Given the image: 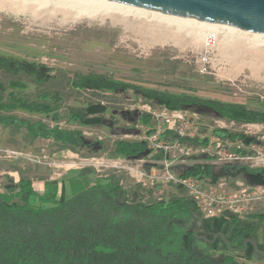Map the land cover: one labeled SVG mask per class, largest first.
<instances>
[{"label":"rangeland","instance_id":"obj_1","mask_svg":"<svg viewBox=\"0 0 264 264\" xmlns=\"http://www.w3.org/2000/svg\"><path fill=\"white\" fill-rule=\"evenodd\" d=\"M6 6L0 5V53L47 65L53 69L55 78L42 86L30 76H13L0 70V80L22 79L28 84L25 92L31 98L47 88L61 89L65 96L62 112L70 107L85 106L89 124L81 126L68 123L65 119L58 124L62 128L83 131L86 139L94 144L88 148H68L53 139L33 140L25 131L0 124V192L5 199H17L19 195L14 194L15 189H7L6 193L3 182L14 184L16 179L19 184L21 178H53L65 171L66 177L59 178L62 188L58 196L61 200L72 193L68 178L81 169L92 181L96 178L103 182L119 181L130 193L133 185L147 182L146 173L152 167L163 169L160 165L164 161L171 163L169 170L175 175H181L195 163L206 161L207 155L215 157L211 163L216 169L229 161L252 167L264 166V149L258 144L243 147L232 141L221 142L211 134L214 128L220 127L263 139L264 124L229 121L207 109L184 110V113L186 131L192 137L210 139L209 146L182 143V149L173 148L163 153L162 159H156L151 151L142 155L140 158L143 160L139 161L140 158L127 161L123 157L113 158L111 154L117 139L143 140L147 133L148 127L137 122L134 113L148 111L149 105L159 107L161 103L149 101L131 90L125 94H94L91 90L74 89L66 83L67 77H74L77 72H100L145 87L264 107V37H257L251 32L240 35L231 31V34L226 29L218 28L214 30L217 41L208 45L206 34L212 30L203 29L201 33L197 23L187 25L186 22L183 24L171 17L155 16L151 12L109 11L100 13L98 17L73 19L64 17L62 12L49 17L48 13L40 11L41 16H37L28 7L20 11L17 6L14 10ZM223 37H227L226 41L231 39L230 43H225ZM255 53L261 57H256ZM204 58L205 62L201 61ZM15 113L56 125L49 115L25 111ZM100 122H103L102 125L97 127L90 125ZM97 141L103 145L100 146ZM236 147L251 150V153L244 156L235 151ZM189 148H198L200 152L190 155ZM71 152L75 156L73 159L68 157ZM230 155H233L232 158H229ZM103 157L111 161L108 167L101 164L104 163L101 160ZM10 169L17 170L18 174L9 176L7 173ZM226 181V190L232 193L249 185H257L261 180L246 175L236 181ZM148 187V191L142 193L145 201L168 199L180 194V187L173 182L165 186L157 182ZM24 202L40 205L31 196ZM249 214H257L264 219V208L257 206L241 216ZM259 218H250V221L257 222L255 239L263 247L264 224L260 226ZM262 257L254 260L238 257L237 261L241 264H264Z\"/></svg>","mask_w":264,"mask_h":264},{"label":"trees","instance_id":"obj_2","mask_svg":"<svg viewBox=\"0 0 264 264\" xmlns=\"http://www.w3.org/2000/svg\"><path fill=\"white\" fill-rule=\"evenodd\" d=\"M0 70L13 76H30L42 86L55 78L53 69L47 65L1 53ZM66 83L94 94H125L131 90L172 110L207 109L229 121L264 124L263 105L145 87L100 72H77L74 77H67ZM27 89L28 84L22 79L0 80L2 126L25 131L33 140L53 139L68 148H88L94 144L86 139L83 131L58 124L65 119L68 123L88 125L85 106L62 112L65 96L61 89L47 88L33 98L25 92ZM16 111L49 115L56 125L21 117ZM134 114L137 122L149 127L147 132L151 133L155 124L152 115L146 111ZM102 123L90 125L97 127ZM211 134L221 142H239L243 147L258 144L264 149V138L255 135L220 127L214 128ZM162 138L204 147L210 143L208 138L180 136L172 130L164 131ZM96 143L103 145L101 141ZM150 151L146 140L117 139L111 156L133 159ZM235 151L244 156L251 153L242 147H236ZM162 155L159 152L153 156L162 159ZM214 158L207 155L206 161L193 164L181 178L217 184L222 178L236 181L247 175L259 177V184H264V166L229 161L216 169L211 163ZM81 170L68 178L72 193L65 200L58 196L57 181L47 183L48 189L43 194H38L26 178H21L17 186L4 185V189H18L28 194L40 205L10 201L0 192V264H241L238 257L263 258L260 248L264 246L258 243L256 247L251 240L255 239L258 225L250 218H259L257 214L241 216L226 212L206 218L182 186L178 195L145 201L142 193L148 186L137 183L129 193L119 181L103 182L99 178L92 181ZM257 221L260 226L264 224L263 218Z\"/></svg>","mask_w":264,"mask_h":264},{"label":"built area","instance_id":"obj_3","mask_svg":"<svg viewBox=\"0 0 264 264\" xmlns=\"http://www.w3.org/2000/svg\"><path fill=\"white\" fill-rule=\"evenodd\" d=\"M216 41L217 34L215 32H208L206 34V42L208 45H213ZM205 60L204 58L201 61L205 62ZM148 108L146 112L152 115L155 124L152 132H147L143 136V140L147 141L148 148L151 149L152 154L156 155L159 152L166 154L173 148L182 149V143L180 141L163 140L162 135L164 131L172 130L180 136L192 137L191 133L186 131L185 111L172 110L165 104H161L159 107H151L149 105ZM149 130L150 128L148 127L147 131ZM202 151L204 152L203 149ZM188 152L190 155H195L200 150L198 148H189ZM232 156L230 155L229 158H232ZM162 165V168L165 169L164 171H162L163 169L161 171H157V169L147 171V182H143V186H153L157 182H161L164 186L168 182L182 186L187 192V195L196 202L198 208L206 218L218 216L226 212L243 215L248 210H252L257 206L264 208V184L249 185L248 187L231 193L226 190V179H223L222 182H218L217 184H209L205 180L193 178L183 179L180 175H175L169 170L170 162L164 161ZM17 183V180L14 179V184Z\"/></svg>","mask_w":264,"mask_h":264},{"label":"water","instance_id":"obj_4","mask_svg":"<svg viewBox=\"0 0 264 264\" xmlns=\"http://www.w3.org/2000/svg\"><path fill=\"white\" fill-rule=\"evenodd\" d=\"M148 11L264 33V0H108ZM257 247V240L251 239Z\"/></svg>","mask_w":264,"mask_h":264},{"label":"bare ground","instance_id":"obj_5","mask_svg":"<svg viewBox=\"0 0 264 264\" xmlns=\"http://www.w3.org/2000/svg\"><path fill=\"white\" fill-rule=\"evenodd\" d=\"M5 4L7 5L6 7L10 8L11 10H14L13 8L16 6H17V9H19V10L20 9L23 10L26 7H28V9L29 8H30V10L32 9V13L37 15V16H39V15L41 16L40 11H42L43 13H48L47 15L49 17H51L53 14H55L57 12H62L64 14V17L69 16L70 18H73V19L80 18L82 16H88V17H96L97 16L98 17V15H100V13H102V12L103 13H107L109 11L134 12V10H136L138 13H141V14L142 13L146 14V12H151V13H153L152 15H155V16L171 17V19H174L175 21L176 20L182 21V23L186 22L187 25H188V23H193V24L197 23L198 26L200 25L198 31L201 33H203L202 32L203 29L204 30L205 29L212 30L214 32V30H216L218 28L226 29V30L230 31V33H231V31L236 32L237 34L240 33V35H242V33H246L244 31H239V30H236V29H233L230 27H225V26H221V25L210 24V23L196 21V20H190V19H186V18H182V17L171 16L168 14L148 11V10H145L142 8L124 5V4H120V3L108 1V0H9V1L8 0H0L1 7H2V5H5ZM178 23H181V22H178ZM183 24H185V23H183ZM253 33L257 37H264V33H259V32H253ZM227 37H223V38H225L224 39L225 41H226ZM230 41H231V39H228L225 43L229 44ZM254 55L256 57H261L260 54L255 53ZM262 57H264L263 54H262Z\"/></svg>","mask_w":264,"mask_h":264},{"label":"crops","instance_id":"obj_6","mask_svg":"<svg viewBox=\"0 0 264 264\" xmlns=\"http://www.w3.org/2000/svg\"><path fill=\"white\" fill-rule=\"evenodd\" d=\"M68 157H70L71 159H73L75 156H74V153L73 152H71V154H70V156H68ZM134 159V158H133ZM101 160H103L104 161V163H101L102 165H106L107 167L109 166V162H111L110 160H109V158H107V157H103V159H101ZM128 159H126L125 158V161H127ZM139 160H143L142 158H140V159H138L137 161H139ZM5 168V167H4ZM152 170L153 169H157V171H161V169L160 168H157V167H152L151 168ZM150 169V170H151ZM50 172V171H49ZM67 171H65V172H62L58 177H51V178H46V179H40V178H33V177H30V178H28L30 181H31V183H32V186H33V188L35 189V191L38 193V194H43L47 189H48V187H47V183H49V182H53V181H57L58 182V195H59V190H60V187L62 186L61 185V182H60V179L59 178H61L62 176H64V177H66L65 176V174H67L66 173ZM7 174H9V176H13L14 174H18V172H17V170H15V169H10V171L7 173ZM11 178V177H10ZM27 179V178H26ZM18 180H19V178H18ZM21 180V179H20ZM4 183V185H5V182H3ZM18 185V183L17 184H15V186H17ZM62 188V187H61ZM4 189V188H3ZM5 191H6V193H8V190H7V188L6 189H4ZM150 190H152V189H150ZM16 193H14V194H18L19 195V198H17V199H11L10 201H16V202H22V203H25L24 201L27 199V197H30L28 194H25V193H20L19 192V190L18 189H15L14 190ZM148 191V190H147ZM60 192H61V190H60ZM145 192V191H144ZM10 194H13V193H10ZM27 196V197H26ZM60 196V195H59ZM67 196V195H66ZM71 196V195H70ZM70 196H67V197H70ZM26 198V199H25Z\"/></svg>","mask_w":264,"mask_h":264},{"label":"flooded vegetation","instance_id":"obj_7","mask_svg":"<svg viewBox=\"0 0 264 264\" xmlns=\"http://www.w3.org/2000/svg\"><path fill=\"white\" fill-rule=\"evenodd\" d=\"M256 240V239H255ZM258 242V241H257ZM258 245V244H257ZM258 247V246H257ZM260 251H261V255L264 256V249L260 248Z\"/></svg>","mask_w":264,"mask_h":264}]
</instances>
